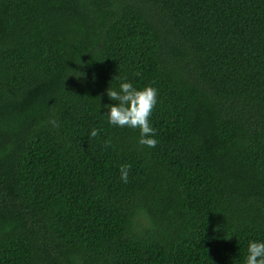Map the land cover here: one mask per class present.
<instances>
[{
    "label": "trees",
    "instance_id": "16d2710c",
    "mask_svg": "<svg viewBox=\"0 0 264 264\" xmlns=\"http://www.w3.org/2000/svg\"><path fill=\"white\" fill-rule=\"evenodd\" d=\"M121 79L157 89L153 147L103 115ZM250 239L264 0H0V264H243Z\"/></svg>",
    "mask_w": 264,
    "mask_h": 264
},
{
    "label": "clouds",
    "instance_id": "9594fccd",
    "mask_svg": "<svg viewBox=\"0 0 264 264\" xmlns=\"http://www.w3.org/2000/svg\"><path fill=\"white\" fill-rule=\"evenodd\" d=\"M106 95L113 103L105 105L107 112L103 113L111 125L139 128L138 142L153 147L157 140L155 129L149 122V116L157 101V89L151 84L143 87L134 86L127 79H121L118 86L107 87ZM98 129L92 128L89 135L96 136ZM120 178L128 179L127 165L121 166ZM243 264H264V239H250L246 246Z\"/></svg>",
    "mask_w": 264,
    "mask_h": 264
}]
</instances>
